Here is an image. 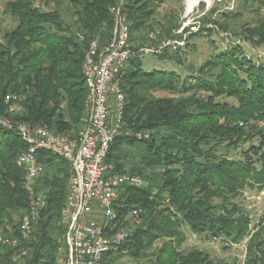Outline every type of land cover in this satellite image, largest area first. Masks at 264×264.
I'll return each mask as SVG.
<instances>
[{
  "label": "trees",
  "instance_id": "trees-1",
  "mask_svg": "<svg viewBox=\"0 0 264 264\" xmlns=\"http://www.w3.org/2000/svg\"><path fill=\"white\" fill-rule=\"evenodd\" d=\"M157 1H123L134 45L146 41L156 45L171 36H183L172 34L176 18L155 27ZM119 3H7L17 23L0 41V114L15 126L0 124V234L18 238L19 243H0V264L58 261L71 165L50 151H39L42 173L29 190L25 170L16 162L26 149L16 126L42 125L78 137L87 122L84 57L92 41L111 40L112 8ZM152 31H159L157 40L149 37ZM245 32L249 41L264 44V25ZM210 40L214 53L198 69L190 66L188 73L176 68L147 70L138 57L125 68L121 86L129 133L114 141L107 160L116 172L142 176L143 185L126 186L119 199L126 204L123 214L129 206L142 208V223L131 228L118 252L105 256V264H119L124 255L138 264H234L205 249L184 248L188 231L237 243L251 233V218L238 199L247 189H264V61L253 60L240 44L231 42L220 49ZM187 48L188 43L155 56L182 66ZM225 97L236 102L222 100ZM137 132L150 135L139 138ZM39 193L45 196L46 207L34 231L24 238L20 224L31 194ZM259 228L264 230V220ZM254 236L247 243L245 264H264L263 242Z\"/></svg>",
  "mask_w": 264,
  "mask_h": 264
},
{
  "label": "built area",
  "instance_id": "built-area-1",
  "mask_svg": "<svg viewBox=\"0 0 264 264\" xmlns=\"http://www.w3.org/2000/svg\"><path fill=\"white\" fill-rule=\"evenodd\" d=\"M123 1L112 8L115 25L111 40L105 44L92 41L84 57L87 122L78 137L55 133L42 125L16 126L26 144L16 162L25 170L29 190L42 173L39 151H50L71 165L66 202L61 211L65 232L58 240L56 264H105L107 254L118 252L126 244L131 224L142 214V208L136 206H129L126 213H121L126 204L119 200L126 186L143 185L142 176L130 171L116 172L114 164L107 160L114 141L129 133L124 121L122 76L130 59L160 55L166 48L176 50L185 44V38L164 39L156 45H134L130 41L131 22L122 12ZM184 29L181 26L176 33L184 35ZM158 34L159 31H152L149 37L157 40ZM9 110L13 111V107ZM0 124L8 128L15 126L1 114ZM149 135L135 133L139 138ZM46 203L42 193L31 194L28 213L20 224L24 238L38 225ZM0 243L15 246L19 239L0 235Z\"/></svg>",
  "mask_w": 264,
  "mask_h": 264
},
{
  "label": "rangeland",
  "instance_id": "rangeland-1",
  "mask_svg": "<svg viewBox=\"0 0 264 264\" xmlns=\"http://www.w3.org/2000/svg\"><path fill=\"white\" fill-rule=\"evenodd\" d=\"M8 1L0 0V41L3 39V33L17 23L16 18L6 8ZM154 6L155 27L176 18L172 34L176 32L175 27L179 23L181 26H185L183 36L185 44L188 43L189 48L186 49V61L182 66H177L170 61H161L153 54L144 55L142 60L147 70L176 68L182 73H188L190 66L198 69L214 53L211 37L220 49L223 46H228L231 42L237 43L253 60L264 61V44L260 45L249 41L248 33L245 32L257 30L259 25H264V0H196L192 7L189 6V0H159ZM210 32L215 33L209 36ZM170 38L175 37L171 36ZM149 44L150 41L149 43L145 42V45ZM157 94L166 95L167 93L158 92ZM222 100L236 102V99L230 97H225ZM238 200L251 218L250 235L237 243L222 238L198 236L189 230L187 240L182 246L186 249L193 247L205 249L213 257L225 259L234 264H245L247 243L254 234V238L259 239L260 243L263 242L262 247L264 248V230L259 228V224L264 220V189H247ZM141 223V218H138L137 222L131 224V228L134 229ZM156 245L158 246L159 243ZM118 263L138 264L125 255L118 260Z\"/></svg>",
  "mask_w": 264,
  "mask_h": 264
},
{
  "label": "bare ground",
  "instance_id": "bare-ground-1",
  "mask_svg": "<svg viewBox=\"0 0 264 264\" xmlns=\"http://www.w3.org/2000/svg\"><path fill=\"white\" fill-rule=\"evenodd\" d=\"M196 0H189V6L192 7Z\"/></svg>",
  "mask_w": 264,
  "mask_h": 264
}]
</instances>
